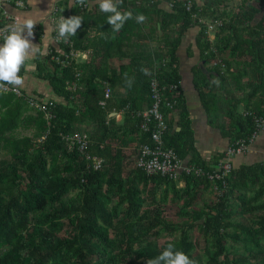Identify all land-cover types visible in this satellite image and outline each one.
Wrapping results in <instances>:
<instances>
[{"label":"trees","instance_id":"1","mask_svg":"<svg viewBox=\"0 0 264 264\" xmlns=\"http://www.w3.org/2000/svg\"><path fill=\"white\" fill-rule=\"evenodd\" d=\"M159 1L118 2L119 10L133 13L118 31L121 36L132 34L130 24L137 13L152 21L151 15L160 17L156 23L163 31L181 24L165 49L142 44L131 64L123 65L120 72L107 70L102 58L98 66L92 61L80 68L74 66L75 61L63 67L51 55L44 62L38 59L39 76L49 81L62 100L53 101V119L30 107L26 98L0 92V264H146L168 243H174L195 264H264V161L234 168L229 176L214 182L194 173H182L173 180L150 177L137 164L126 169L122 147L134 135L140 144L151 143L138 113L151 106L154 72L162 83L181 87L177 54L182 36L193 25V13L224 21L215 41H204L202 53L209 62L220 61L213 69L214 78L222 82L230 78L236 89H250L244 99L229 103L228 116L234 124L240 121L241 137L254 132L251 115L264 116V15L256 19L264 0H257L259 9L245 6L233 16L226 10L218 12L215 4L202 9L191 0H168L174 1V7L165 12ZM189 2L191 12L186 9ZM76 12L82 22L68 40L79 48L78 38L87 34L86 14L91 11L78 6ZM107 15L100 11L96 22L106 23ZM134 24L141 28V22ZM105 32L113 34L109 24ZM121 36L110 40L105 56L111 57L117 53L115 47L124 46ZM245 57L249 60L244 61ZM245 76L249 81L242 84ZM106 84L124 85L127 96L121 101L112 97L103 107ZM196 86L202 87V82L198 80ZM201 95L202 99L215 98ZM168 97L175 101L173 95ZM176 100L184 122L178 131L168 123L165 146L188 165L213 173L224 155L213 164L196 155L183 96ZM237 102L245 104L244 115L238 114ZM118 110L124 111L120 125L110 116ZM20 129L33 132L21 135ZM82 129L91 139L88 152L104 161L101 169L87 170L88 162L78 146L69 149L62 139L61 135ZM113 142H119V148ZM215 185L221 193L199 205L208 190L214 193ZM170 205L179 221L170 219ZM195 230L204 244L201 257L196 255L200 241L194 239Z\"/></svg>","mask_w":264,"mask_h":264},{"label":"crops","instance_id":"2","mask_svg":"<svg viewBox=\"0 0 264 264\" xmlns=\"http://www.w3.org/2000/svg\"><path fill=\"white\" fill-rule=\"evenodd\" d=\"M26 1L28 7L25 10H18L13 7H9L8 9L12 13L19 14L21 20L25 18L33 19L35 24L33 25L32 29L33 36L31 37V40L34 44L40 45L41 49L43 50V54L30 56L27 61V67L25 68L22 66L21 75H23L24 79L23 84L19 85L18 88L24 91L27 95H31L39 100H42L43 102H62V100L61 98L56 97L52 87L49 84V81L39 76L37 62L38 59H40L41 62H44L45 58L51 55L52 59H54V57H59V60H61L60 65L63 67H67L71 61H75L76 65L74 66L80 68L81 66L91 63L92 61H97L96 65L98 66L100 65V59L102 58L105 63L103 66L107 70H111L112 68L113 70L120 72L123 65L128 66L131 64L132 57L135 56L137 51L141 49L140 46L142 44H148L153 49H156L161 45V48L165 49V43L172 38L177 37L176 31L181 25L180 23L173 24L167 31H163L161 30V26L156 23L160 17H157L153 14L151 15V17H153V21L149 20L148 17H145V19L141 22V28L138 29H136V25L134 24L136 21L135 19L134 23L130 24L132 28L131 30H133V32L131 35L128 34L127 37L124 35L121 36L119 32L108 35L105 32L106 26L108 27V24H98V22H96V17L100 13L97 0H86V9L82 11H91L89 14H86L88 18V24L85 27L87 34H85L86 37L83 36L78 38V43L80 46L79 48H75L68 39L66 41L63 38L55 40L53 37L56 35L54 25L57 18L61 14L65 18L76 14L78 0ZM119 1L120 0H117V4ZM151 1L154 3L157 0ZM191 1L199 5L202 9H204L206 5L215 4V7L219 9L218 12H222V7L225 6V4H228V0ZM159 2L163 11H173L174 1L160 0ZM257 2V0H249L246 4V8L252 6L253 8L259 9L258 7H260V5H258ZM55 6L59 8L60 12L58 16L52 17V9ZM241 6L243 7V5ZM198 15L202 19L206 18L199 13ZM263 15L264 9L258 13L256 19L258 20ZM211 18H207L205 22ZM192 20L193 25L182 36L177 54L179 61V71L182 75L181 87H179L180 95L183 96V106L188 112V121L191 124V129L195 139L196 155L199 158H202V160L213 164L217 158H221L224 155L226 149L229 146L240 139H248L254 133L252 132L246 138H243L245 136L241 137L238 129L240 121L234 124L232 119L228 116L229 103L231 101L234 102L235 99H244V97L250 93V89L246 87L243 89L239 88L240 90H238L236 89V84L232 79L228 78L222 82L218 78H214V76H212L213 69L216 65H214L213 60L210 62L205 60L202 53V47L204 41L206 40H209L211 43L215 41L217 31L208 34L203 22L199 21L194 16H192ZM256 23L257 22H254V24ZM120 36L125 41L124 46L122 45L121 49L115 47V53H117L112 54L111 57L108 55L105 56V52L108 48L107 44L110 43V40H114L115 38L119 39ZM82 39L84 41L83 43L81 41ZM84 44H87L88 46H82ZM67 48H69V50H67ZM71 52H75L76 55L71 57ZM243 60L248 61L249 59L248 57H245ZM54 61L59 62L57 60ZM235 70H237V68H235ZM19 74L20 73H18V75ZM198 80L202 82V87L196 86V84H198ZM248 81L249 79L245 76L242 80V84H247ZM105 86L109 85L106 84ZM124 87V85L113 88L110 87L112 90L111 98H114L113 101H121L127 96V90ZM201 93L208 97L215 95V98L209 97L204 99L203 97L202 99ZM168 100H170L169 97ZM177 105L178 104L176 103L175 110L167 112V120L169 125L171 124L173 129L178 131L180 130L181 123H183L184 120L181 116V109L178 108ZM236 110L239 115H244V113L247 111L243 102H239L237 104ZM110 116L114 117L115 122L120 125L123 123L124 111H112L110 112ZM76 132L88 134V132L84 131L83 129L81 131L77 130ZM113 143V147L117 148L118 146L116 145L119 144V142ZM143 144H152V139L151 143L140 144L137 140V136L134 135L132 142L122 146L126 157V169L135 168L137 156L139 154V148ZM263 161L264 129L260 130L257 134V137L252 142H250L249 151L243 154H238L233 158V166L234 168H238L243 165H252ZM184 163L188 164L186 162ZM179 186L183 187V182H181ZM208 192L211 193V190H208ZM208 192L206 195H209ZM210 195H212V193ZM172 196L173 195L171 193L170 197ZM201 202V200L198 201V203Z\"/></svg>","mask_w":264,"mask_h":264},{"label":"built area","instance_id":"3","mask_svg":"<svg viewBox=\"0 0 264 264\" xmlns=\"http://www.w3.org/2000/svg\"><path fill=\"white\" fill-rule=\"evenodd\" d=\"M141 1V0H136ZM78 6L82 9H86V2L84 0H78ZM9 7H13L18 10L27 9L26 0H0V35L6 34L7 28L5 27L12 20H16L17 23L21 22V17L17 13L9 11ZM186 9L192 11V3H187ZM59 8L54 7L52 9V17L59 15ZM193 16L199 21L203 22L206 27V32L214 33L224 25V21L221 19L208 20L199 17L198 13H194ZM75 52H71L73 57ZM55 60L60 61L59 57H54ZM214 65L220 63L219 60H215ZM157 72L154 73V77L150 83L151 91V106L146 110L138 113L143 119L141 128L151 134L152 144H143L139 148V154L137 156V167L141 168L146 175L152 177L156 175L168 177L173 180H178L182 173L192 174L197 176H207L212 182L217 179H223L229 176L234 169L233 158L238 154H243L249 151L250 142H252L260 130L264 129V116L252 114L255 131L248 139H240L234 144L229 146L223 156V159L216 167L213 173H205L201 168L197 166H190L185 164L178 154L172 149L165 146L164 135L168 130L167 112L175 110V104L177 97L180 95L179 84H164L157 77ZM79 75V74H77ZM104 99L101 101L103 107L106 106L107 100L112 96V90L110 86H105ZM17 91L12 90V86L0 89L1 93H12L20 98H26L27 103L32 108H38L43 111L48 120L54 118L53 108L55 106L53 101L43 102L37 98L27 97L25 93L16 86ZM173 95L175 101L168 100L167 95ZM62 139L68 144L69 149H73L74 145L78 146L79 150L84 154L85 160L88 162L87 170L94 168L96 170L101 169L104 163L103 159L93 156L88 152L90 147V136L86 133L74 132L67 135H61ZM227 185V183H224ZM225 185V186H226ZM214 191V198L220 194L221 189L218 186L212 187Z\"/></svg>","mask_w":264,"mask_h":264},{"label":"clouds","instance_id":"4","mask_svg":"<svg viewBox=\"0 0 264 264\" xmlns=\"http://www.w3.org/2000/svg\"><path fill=\"white\" fill-rule=\"evenodd\" d=\"M97 3L101 12L108 13L106 23L110 25L113 33L118 32L133 16L129 10H119L117 0H97ZM135 19L142 22L145 17L142 13H137ZM81 22L82 17L79 15L65 18L61 14L54 25L56 35L53 39L63 38L66 41L76 35ZM34 24L31 18H25L19 23L12 20L5 26L6 34L0 35V89L12 86V90L17 91L16 86L23 84L22 66L27 67L30 56L43 54L40 45L34 44L31 40ZM146 264H195V262L174 243H168L158 255L147 259Z\"/></svg>","mask_w":264,"mask_h":264},{"label":"rangeland","instance_id":"5","mask_svg":"<svg viewBox=\"0 0 264 264\" xmlns=\"http://www.w3.org/2000/svg\"><path fill=\"white\" fill-rule=\"evenodd\" d=\"M248 1L249 0H230V1L228 0L227 1L228 4H225V6H223L222 9L226 10L227 13H231V16H233L234 14H237V13L241 12V10L245 9V6L248 3ZM241 5H243L244 8ZM205 19H207V18H205ZM208 20H212V19H208ZM32 132H33L32 129L31 130H27V129H20L19 130V134H21V135L22 134L23 135H30V134H32ZM208 193H209V195H205V196H203V198L199 199V200L202 201L201 203H199L200 205H202L203 202L206 199H208V200H213L214 199V193L211 192L212 195H210L211 194L210 192H208ZM174 212H175L174 209L170 205L169 206L170 219L175 220V221H179L180 219L175 216ZM193 235H194V239L195 240H199L200 241V243H199L200 245H199V248H198V250L196 252V255L201 257V255H203L202 254V247H203L202 245H204L203 241H202V238H201V235L199 234V232L197 230L194 231Z\"/></svg>","mask_w":264,"mask_h":264}]
</instances>
